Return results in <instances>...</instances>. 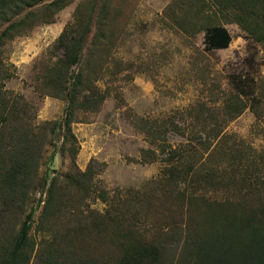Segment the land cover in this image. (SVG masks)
<instances>
[{
    "label": "trees",
    "instance_id": "16d2710c",
    "mask_svg": "<svg viewBox=\"0 0 264 264\" xmlns=\"http://www.w3.org/2000/svg\"><path fill=\"white\" fill-rule=\"evenodd\" d=\"M45 1L0 0V264H264L263 181L259 187L244 186L237 201L221 202L196 195L195 189H180L170 172L171 178L154 182L149 190L110 197L104 189L97 191L94 178L102 168L91 162L84 171L74 168L46 185L40 165L56 127L67 130L74 142L70 126L76 112L96 111L106 99L94 84L114 40L111 0L80 1L73 21L56 40L63 57L36 74L39 96L67 101L65 118L58 125H35V107L3 89L4 80L12 77L4 46L38 25L53 23L72 2ZM164 15L183 34L203 32L206 49L229 46L231 36L222 22L235 23L246 37L264 43V0H172ZM245 108L241 97L230 93L218 110L206 104L190 110L189 142L196 140L207 153L211 141L201 140L200 132L221 140L223 128ZM170 123L138 121L161 151L168 132L161 127ZM172 130L185 134L181 127ZM145 154V160L156 159L155 150ZM37 189L46 191L35 225L45 239L38 243L30 235L36 207L27 213ZM94 194L106 203L103 212L89 208L87 199Z\"/></svg>",
    "mask_w": 264,
    "mask_h": 264
},
{
    "label": "rangeland",
    "instance_id": "374dc122",
    "mask_svg": "<svg viewBox=\"0 0 264 264\" xmlns=\"http://www.w3.org/2000/svg\"><path fill=\"white\" fill-rule=\"evenodd\" d=\"M80 1L72 0L53 23L38 25L4 46L12 77L4 80L3 89L35 107V125H58L65 118L67 101L39 96L36 74L63 57L56 40L73 21ZM171 1L111 0L114 46L94 84L106 99L96 111L76 112L70 126L74 142L67 130L56 127L40 165L46 185L55 175L84 171L91 162L102 168L94 178L97 191L104 189L110 197L149 190L154 182L171 178L170 172L180 189H195L196 195L221 202H235L244 186L264 182V43L246 37L237 24L222 22L231 36L229 46L206 49L203 32L186 35L169 23L164 10ZM230 93L238 94L246 108L223 128L221 140L200 132L201 140L211 141L206 153L196 140L189 142L194 115L188 112L201 104L218 110ZM140 118L171 121L161 127L168 130L165 151L141 131ZM150 150H155L153 161L145 160ZM45 192L34 191L27 207V213L36 207L30 235L37 243L45 239L35 229ZM87 204L99 212L107 208L96 194Z\"/></svg>",
    "mask_w": 264,
    "mask_h": 264
}]
</instances>
